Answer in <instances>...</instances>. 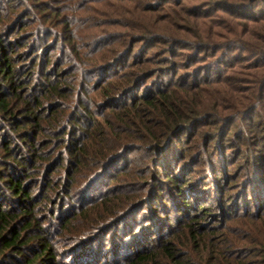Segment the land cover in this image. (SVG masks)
<instances>
[{
	"label": "trees",
	"instance_id": "16d2710c",
	"mask_svg": "<svg viewBox=\"0 0 264 264\" xmlns=\"http://www.w3.org/2000/svg\"><path fill=\"white\" fill-rule=\"evenodd\" d=\"M255 1L207 0L206 4L193 8L192 16L198 18L206 14L201 6L213 5L215 10L230 11L234 10L233 5H245L249 9ZM21 2L9 0L7 10L0 12V264H63L43 234L44 226L36 212L42 200L55 209L57 205L60 207L58 213L62 219L65 217L62 222L65 229L72 224L73 216H86L91 211L94 217L89 229L104 230L118 220L122 222L134 209L140 212L147 203L151 207L161 199L160 203L164 204L163 197L179 211L174 216V229L160 224L155 237L131 234L121 243L112 239L106 251L94 244L99 238L92 242L76 241L72 247H78L70 248V264H264V173H254L256 168L257 172L264 169L261 155L264 143L256 136L258 130L246 136L245 128L252 124V129H258L262 126L260 120H264V34L257 38V43L236 35L214 41L210 31L197 28L192 30L194 40L157 35L150 41L166 43L168 52L181 47L188 49L180 54L188 61V67L201 59L207 49L210 51V55L202 58L205 64L193 68V74L185 76L186 81L179 73L177 80L170 78L164 86L161 81L153 82L154 86L150 83L152 87L143 82L150 75L154 76L152 72L157 68L152 69L149 62L136 58L128 70L106 76L112 67H119L127 57L136 54L133 45L125 52L110 49L105 64L97 65L93 71L96 79H100L95 89L109 109L102 113L103 123L92 116L89 101L83 98L86 84L72 83L62 77V72L50 73L54 66L51 55L45 58L47 64L36 68V73L43 78L36 80L39 89L26 85L14 69V59L22 56L16 47L24 48L29 39L46 30L53 38L57 33L49 26L54 16L42 15L44 21L40 20L29 8L20 11L19 5H29ZM26 18L27 22H23ZM28 25H32L30 30L21 34ZM151 33L145 29L136 41L149 40ZM57 34L61 36V32ZM49 39L45 37L42 46H46ZM29 46L34 47L33 43ZM69 46L72 58L82 61L77 45L70 42ZM234 50L238 52L231 54ZM253 58L258 59L251 61ZM165 62L176 63L168 58ZM237 63L241 66L234 70L236 75L251 71L247 72L251 75L246 80L233 73L213 77L214 73L219 74L218 70L203 76L204 84L195 78V71L203 73L215 66L226 69ZM57 68L60 66L53 69ZM237 81L244 84L237 85ZM211 85H221V91L210 89L208 93L207 87ZM23 87L30 90H22ZM190 91L197 98H189ZM207 93L208 96H204ZM124 97L128 100L122 106L113 104L115 99ZM253 113L259 118L251 122ZM181 142L186 143L184 147L179 146ZM241 155L244 162L230 170L227 163L234 165ZM88 159L91 160L88 165L96 163V167L72 192V179L81 167L88 166L84 164ZM142 161L145 173L155 170L164 176L161 185L157 180V184L151 183L158 185L153 196L148 197L145 192L133 198L125 197L118 188H108L96 200L89 198L95 183L131 174L132 168ZM197 164L212 174V186L199 188L201 184L196 181L199 178L185 176L182 179L183 173L177 170L178 166L181 169L187 165V171L192 173L191 169ZM61 168L63 174L59 180L54 173ZM116 172L119 174L113 176ZM37 175L45 181L39 197L35 198L28 185ZM213 191L218 194L215 200ZM62 192L71 196V200L61 197ZM68 208L73 211L70 213ZM149 214L152 217L151 212ZM228 221L234 223L228 224ZM32 227H37L39 233L24 236ZM221 228L226 232L216 234ZM231 228L240 234H230ZM166 233L170 234L164 236ZM104 253L111 261L103 263ZM19 254L25 256L21 263L15 261Z\"/></svg>",
	"mask_w": 264,
	"mask_h": 264
},
{
	"label": "rangeland",
	"instance_id": "374dc122",
	"mask_svg": "<svg viewBox=\"0 0 264 264\" xmlns=\"http://www.w3.org/2000/svg\"><path fill=\"white\" fill-rule=\"evenodd\" d=\"M179 1H181V4L178 3ZM179 1L22 0L21 3L28 2L29 5H25L24 7L19 5L20 11L29 8L31 13L35 14L36 18L38 17V19L40 18V20L43 21L44 19L42 18V15L48 14L54 16V22L49 26L50 28H54L57 33L58 31L61 32V36L57 37L58 34L56 33V37L53 38L52 35L49 34V31L46 30L43 33H39L37 37L29 39L30 41L25 43L26 47H16L15 49L18 51V53H22V56L14 59V69L18 71L19 76L23 82L26 83V85L31 84L30 87L33 85V88H35L38 86L36 80L40 81V79H43L42 76L36 73V68L42 64H47L45 58L48 55H51V57H54V66L52 67V70H50V73L62 72V77H64V79L75 84L79 83V81L86 84V91L85 94H83V98L89 101V107H91L92 116L96 120H100V122L103 121L104 123L102 113H105V110L109 109L106 108V103H103L104 100H102L99 96L98 89H95L97 84L96 82L97 80L99 82L100 79H96L97 75H95L93 71L95 70L94 67L97 65L103 63L105 64L106 61L104 60L110 55V49H122V51L125 52L128 50L129 46L133 45L136 50V54L135 57H127L124 61H122V63L119 64V67H112L110 71L106 73V76H112V74L116 73V75H119L124 70H128L131 68L129 65L131 64L132 60L136 58L137 61L149 62L152 69L157 68L154 72H152L154 76L150 75L151 77L146 78V80L143 82H146L148 86H151V84L154 86L153 84L156 83L153 82L161 81L162 86H164L170 78L177 80L179 73L180 77H183L184 80L187 75L193 74V68H197L198 66H203V64H205V61H203L204 59L202 58H205L206 55H210V51L207 49L204 56L200 57L201 59H196L197 61H193V65L188 67L190 66L188 61L184 59V56L180 55L181 53L188 52V49L181 47L175 51L168 52L167 50L170 49L166 43L161 41H150L155 39L157 35L173 36L174 38L179 36L184 40H194L195 36L192 35V30L193 28H197L203 32L210 31L211 38L214 41L224 40V38H229L236 35L247 42L257 43L259 41L257 38H260V36L264 34V21H261L264 20V0H256L250 4L249 9L245 7V5H233L231 7H233L234 10L230 11L229 9L226 11L215 10L216 8L213 7V5L201 6L204 7L206 14L198 18L192 16L194 12L193 8L195 6L198 7L200 5L206 4L207 0ZM229 1L238 2L240 0ZM8 6L9 0H3V2H0V12H4L5 9L7 10ZM27 20L28 19L26 18L23 22H27ZM31 26L32 25L24 27L21 30V34L27 30H30ZM145 29H149L150 32H152L150 39L144 41L143 43L136 41L140 39L139 36ZM45 37H49L50 41H48L46 46H42V41H44ZM31 42L34 46L32 48L29 46L30 44L32 45ZM70 42L77 45V50L82 55V61L72 58V49H70V46L68 47ZM53 46L54 48L52 49ZM214 49L215 48H213L211 51L212 54L215 52ZM137 52H139V56ZM236 52H238V50L231 51V54H235ZM217 54H219V52H217ZM167 58L174 60L176 63L174 64L173 62H169L167 64V62H165ZM258 58H253L251 61L257 60ZM50 64L48 63L47 68L50 67ZM56 66H60V68H57V70L53 69L56 68ZM240 66L241 65L237 63L235 67H227L226 69H217L215 66V69H205L203 73H200L201 71H195V78L198 82H202L201 84H204L203 76L206 74L211 75L213 72L218 70L219 74L214 73L215 75H213V77L216 78L220 75L228 76L232 74L234 70L239 69ZM247 72L251 71H244V73H238L237 75L236 73H233V75L240 77L241 80H246L245 78L251 75ZM64 73L66 74L64 75ZM181 73L185 75L183 76ZM109 79L110 78L107 80ZM235 84L239 85L244 83L237 81ZM220 86L221 85H211L207 87L209 88L207 91L209 93L211 90L218 89L220 92ZM37 88L39 89L40 87ZM81 88L79 90H82ZM22 90L30 89L23 87ZM208 93L204 96H208ZM188 95L189 98H197V95L193 97L191 91ZM127 100L128 98L126 97L123 99H115L113 104L116 106H122V104L126 103ZM90 102L93 104H90ZM250 118L252 122L253 119L257 121L259 117L257 113H253L250 115ZM260 121L262 126L258 129H252V124L245 126L247 130L246 136H248V134H253L255 130H258L256 136L261 137L264 143V120L262 119ZM198 129H200V127ZM231 129L232 128L227 131V134L231 132ZM197 132L198 131L195 130V133ZM193 139H196V137L194 136ZM199 139L200 136L198 140ZM182 143L183 142L180 143V147H184L186 144ZM134 154L136 153H132L133 156ZM258 155L259 153H257V156ZM261 155L262 158H264V151H262ZM90 161L91 160L88 159L84 164L88 165L87 162ZM243 162L244 158L243 155H241L237 163L230 165L231 163L228 162L227 166L233 171L236 166L242 164ZM144 164V161H142L140 164H137V166L132 168L133 173L131 174H123L120 177L116 175L117 177H114L113 179L104 178L102 181L95 183L93 185L92 191L89 192L91 196H89V198H91L93 201L96 200L99 195L102 194V192L108 190V188H118L120 190V194L125 197L129 196L133 198L139 194L144 195L145 192L148 194V197L153 196L154 193H157L156 191L158 190V185H161L162 180H164V176H160V173L155 172V170L153 172L145 173L146 171H143ZM93 167H96V163L94 166L88 165L81 167V170L76 172V175L72 179V182H74L72 185V192L73 188H76V184L78 182L84 181L85 177L90 173V170H92ZM179 168L180 166H178L177 170H180L179 172L181 174L183 173L182 179L185 176H193L195 179L199 178L201 180H196L201 184L199 188H207L212 186V174H209L205 167L197 164L194 169H191L194 170L192 173L187 171V165H184L181 169ZM254 173L262 175L264 173V169H261L260 172H257L256 168ZM61 174H63V168L54 173L55 176L58 175L59 180H61ZM114 174L119 173H113V176H115ZM154 175L157 176L158 179L154 177ZM58 178L56 179L57 181ZM215 178L216 177H214V179ZM41 179V176L37 175V177H33L32 182H30L28 185V189H31L32 196L35 198L39 197L40 188L44 184L43 181H45L44 178L43 180ZM156 180L158 185L152 186V182L157 184ZM212 194L214 200L215 197L218 198V194L216 192L213 191ZM60 195L67 201L71 200V196H66V193L64 192H62ZM121 199L124 200L123 197H121ZM160 200L159 202H155V204L153 202L151 207L150 204L147 203L140 212H136L137 210L134 209V212L122 222L118 220L106 227H110V229L105 228L104 230L89 229L90 225L93 223L91 219L94 217L93 212L91 211H89L86 216H73V219L71 220L72 224L68 228L69 230L62 226V222L64 221L65 217H63V219L61 218V214H59L61 209L58 205L55 209L53 206H51L52 204L42 200L38 203L36 212L38 213V218L41 225L44 226L43 234L50 244H52V247L55 248L59 261L63 264H70V256L72 252L70 248L75 249L78 247V245H75L74 248L72 247L76 241L86 240V242H88L91 240L90 242H92L94 239L99 238L97 243L94 244L96 246H100L104 249V251H106L108 250L112 239L121 243L126 238H129L131 234H140V236L151 235V237H155V230H157V228H161L159 227L160 224H166L167 227L174 229L176 225L174 216L179 214V211L176 210L175 206L169 199L163 197L162 201L164 204L162 202L160 203ZM209 203H213V200L209 201ZM63 205L60 201V206ZM135 206L137 208L139 205ZM63 209H65V207ZM151 209H153L154 212H152ZM68 211L71 213L73 210L68 208ZM150 212L152 217H149ZM145 215H147V217ZM233 223V221H228V224ZM156 224H158V226ZM238 226L232 225V227ZM231 229L232 231L230 234H240L237 229ZM96 231H99V233ZM165 232H168V230L165 229ZM221 232H226V230L221 228L216 234H220ZM38 233V228L32 227L26 231L24 236L26 235L27 237H31L37 235ZM168 234L170 233H166L164 236ZM72 236H76V238L72 239ZM105 254L106 253L103 255L104 258H102L104 261L103 263L111 261L110 257H106ZM250 257H248V259H250ZM24 259L25 256L20 255L15 261L21 263Z\"/></svg>",
	"mask_w": 264,
	"mask_h": 264
}]
</instances>
